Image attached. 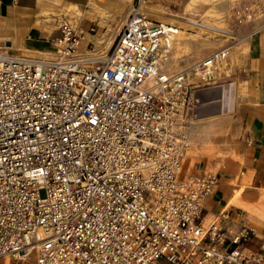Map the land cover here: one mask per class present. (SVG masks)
Segmentation results:
<instances>
[{
    "label": "built area",
    "instance_id": "built-area-1",
    "mask_svg": "<svg viewBox=\"0 0 264 264\" xmlns=\"http://www.w3.org/2000/svg\"><path fill=\"white\" fill-rule=\"evenodd\" d=\"M94 30L62 20L49 54L0 47V264H264L239 212L207 221L217 175H183L215 54L190 82L166 70L175 24L131 13L105 55L84 56Z\"/></svg>",
    "mask_w": 264,
    "mask_h": 264
},
{
    "label": "crops",
    "instance_id": "crops-1",
    "mask_svg": "<svg viewBox=\"0 0 264 264\" xmlns=\"http://www.w3.org/2000/svg\"><path fill=\"white\" fill-rule=\"evenodd\" d=\"M58 1L81 5L86 0ZM46 7V0H0V47L17 55L53 51L55 30L40 14ZM234 52L240 66L228 76L221 73L215 81L196 87L187 126L191 146L183 175L208 171L218 177L214 191L206 198V218L226 210L231 216L238 212L230 202L240 190L238 179L244 181V195L258 197L264 192V27L250 33ZM252 227L264 233L259 223ZM257 236L249 237L245 244L257 248Z\"/></svg>",
    "mask_w": 264,
    "mask_h": 264
},
{
    "label": "rangeland",
    "instance_id": "rangeland-1",
    "mask_svg": "<svg viewBox=\"0 0 264 264\" xmlns=\"http://www.w3.org/2000/svg\"><path fill=\"white\" fill-rule=\"evenodd\" d=\"M106 1L108 0H98L97 4H93L91 0H86L78 5L46 0L47 10L41 11L40 14L42 21L56 33L62 20H69L85 29L89 26L94 27V31L85 33L81 45L85 53L91 54L84 49L91 40L93 44L90 49L94 52L92 54L102 55L108 49L109 37L119 31L120 27L117 24L124 11L128 9L131 12L143 2L147 7L144 8V15L151 20L165 21V23L175 21L177 29L183 30V34L190 40L179 62L175 65L171 64V68L185 66L221 50L220 54L223 52L226 56L216 60L215 65L227 76L241 64L239 60L235 62L234 52L241 45V41L253 31L264 27V0H112L111 3ZM118 6L123 7L124 11L119 12ZM55 32L52 35H56ZM237 183L241 186L240 190L235 192L230 202L237 206L238 212L244 216L248 225L252 226L256 222L264 229V202L260 201V196H264V192L258 197L246 196L244 181L238 179ZM241 198L246 199L248 204L251 203L254 210L247 209L245 205L237 202V199ZM210 219L207 218V221ZM255 231L264 236V233H259L260 230L256 227ZM9 263L35 264V259L30 255L24 261L12 258Z\"/></svg>",
    "mask_w": 264,
    "mask_h": 264
},
{
    "label": "bare ground",
    "instance_id": "bare-ground-1",
    "mask_svg": "<svg viewBox=\"0 0 264 264\" xmlns=\"http://www.w3.org/2000/svg\"><path fill=\"white\" fill-rule=\"evenodd\" d=\"M91 1H92L93 4H97V1L96 0H91ZM130 8H131V6H129V9ZM144 8H147V7L142 2L139 7L134 8V10L131 9L132 10L131 12L128 11V9L125 10L124 13H123V16L121 17V19L118 22L117 26H119L121 28V26L123 25V23L125 22V20L127 19V17L131 13H142L143 14V12L145 11ZM152 12L155 13V11H152ZM161 22L165 23V21H161ZM170 22L173 23V24L176 23L175 21H170ZM177 28H178V26H177ZM115 35L113 34V35H111L109 37V40H108V43H107V48H109L111 46V44H112V42L114 40ZM189 43H190V40L187 38V36H185L183 34V30L177 29L176 30V33L174 34V39H172V51H171V55H170V57H169V59L167 61L166 70L168 72H175V71L183 70L184 69L186 71V73H187V77H188V80L190 82H198L199 80H201L202 77H204V75H203L204 72L200 71V69L197 67V62L200 59L197 60V61H195V62H191V63H189V64H187L185 66L179 65L178 67L175 66V67L171 68V64L172 65H175V64H177L179 62V60L181 59V56L183 55V52L186 51V48H188ZM106 52L104 54H102V55H97V54H87V53H85L83 51V48L80 50V53L82 55H84V56H90V55H92V56H96V57L97 56H103V55L106 54ZM47 53L48 52H46L45 54H47ZM220 53H221V50H219V51H217V52H215V53H213L211 55H207L206 56V58H208V57H210V56H212V55L215 54V61L209 67L206 68V80L212 79L211 81H214L215 78H218L221 75L222 70L215 65L216 64L215 62L218 59L220 60V59L224 58L226 56V53H224V54H223V52H222V54H220ZM260 201L264 202V196L263 195L260 196ZM240 203L243 204V205H245L246 207H248L250 209H254V206L251 203L248 204L247 201H246V199H244V198L241 199ZM259 207L261 208V206H259ZM5 258L7 259V261H5ZM8 261H9V258L8 257H4V263H6Z\"/></svg>",
    "mask_w": 264,
    "mask_h": 264
}]
</instances>
